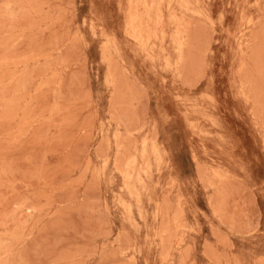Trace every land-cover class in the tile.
Listing matches in <instances>:
<instances>
[{"label":"rangeland","instance_id":"rangeland-1","mask_svg":"<svg viewBox=\"0 0 264 264\" xmlns=\"http://www.w3.org/2000/svg\"><path fill=\"white\" fill-rule=\"evenodd\" d=\"M0 264H264V0H0Z\"/></svg>","mask_w":264,"mask_h":264}]
</instances>
